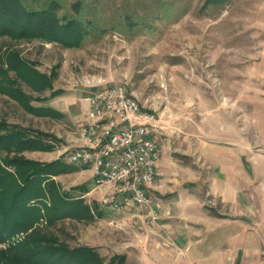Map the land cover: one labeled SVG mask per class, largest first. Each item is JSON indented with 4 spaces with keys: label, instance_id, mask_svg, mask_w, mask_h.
I'll list each match as a JSON object with an SVG mask.
<instances>
[{
    "label": "rangeland",
    "instance_id": "1",
    "mask_svg": "<svg viewBox=\"0 0 264 264\" xmlns=\"http://www.w3.org/2000/svg\"><path fill=\"white\" fill-rule=\"evenodd\" d=\"M57 1L58 17L80 22L87 32L79 46L0 38V58L13 52L37 72L33 88L16 79L31 104L57 110L33 115L0 92V121L43 134L47 148L5 157L31 160V168L69 162L68 154L84 143L79 130L86 121L85 99L99 89L122 85L140 111L153 118L156 172L162 143L165 158L189 174H219L225 147L237 150L247 179L257 167L251 163L260 157L263 163L264 0ZM49 2L24 0L22 6L40 9ZM9 76L15 79L13 73ZM78 166L83 165H70L76 171ZM58 170L52 167L47 178L37 180L38 188L47 193L49 209L53 197L67 196L73 203L69 214L51 223L41 220L36 230L18 237L33 235L41 247L37 250L50 248L54 241L68 249L94 248L106 263L123 256L122 264H148L149 246L126 249L132 240H127V225L119 222L115 227V220H109L120 211L101 205L104 192L84 181L86 171ZM206 198L207 206L214 204ZM6 246L0 244V264H24Z\"/></svg>",
    "mask_w": 264,
    "mask_h": 264
},
{
    "label": "crops",
    "instance_id": "2",
    "mask_svg": "<svg viewBox=\"0 0 264 264\" xmlns=\"http://www.w3.org/2000/svg\"><path fill=\"white\" fill-rule=\"evenodd\" d=\"M49 108L55 110L50 105ZM160 145L161 159L148 191L154 207L160 208L161 219L146 224L133 207L110 212L113 217L109 220H115L112 226L119 227L120 222L130 231L127 240H132L126 249L136 250L140 246L144 250L149 246V251H144L148 264H264L261 157L251 163L257 167L253 174H248L249 179L237 150L227 147L219 174H189L182 172L177 163H170L164 156V144ZM78 167L74 173L86 171L84 181L93 186L91 168ZM206 197L214 204L207 206Z\"/></svg>",
    "mask_w": 264,
    "mask_h": 264
},
{
    "label": "trees",
    "instance_id": "3",
    "mask_svg": "<svg viewBox=\"0 0 264 264\" xmlns=\"http://www.w3.org/2000/svg\"><path fill=\"white\" fill-rule=\"evenodd\" d=\"M23 1L0 0V38L7 37L14 41L38 39L66 47L80 45L87 33L85 28L74 19L59 18L57 0H50L40 9L24 7ZM9 73H13L15 79L11 78ZM36 76L37 72L13 52L0 58V92L18 102L30 114L43 116L55 113L51 108L32 105L31 98L17 86L16 79H19L33 88L32 84L36 82L32 79ZM40 76L42 75L38 74V77ZM43 137L44 135L37 131L0 121V244L7 245L3 249L15 257L16 262L24 264H122L123 256H112L106 263L94 248L68 249L51 241L50 248L37 250L41 247L36 246L33 235L23 239L18 237L20 234L36 230L35 225L41 220L51 223L60 219L62 214L67 216L73 206L66 196L57 199L53 197L50 203L54 206L47 208V193L38 188L37 182H41V178H47L52 167L58 168L61 173L76 171L70 167L69 162H54L47 166L31 168V160L23 157L10 159L4 156L23 151H46L47 148L41 142ZM77 203L74 207L78 209ZM41 208H44V211ZM37 237L41 238L39 235Z\"/></svg>",
    "mask_w": 264,
    "mask_h": 264
},
{
    "label": "built area",
    "instance_id": "4",
    "mask_svg": "<svg viewBox=\"0 0 264 264\" xmlns=\"http://www.w3.org/2000/svg\"><path fill=\"white\" fill-rule=\"evenodd\" d=\"M86 101V121L79 130L84 143L68 154L69 163L93 168L92 188L104 192V208L115 212L133 207L146 224L157 223L162 216L148 191L159 155L152 116L140 111L122 85L99 89Z\"/></svg>",
    "mask_w": 264,
    "mask_h": 264
}]
</instances>
